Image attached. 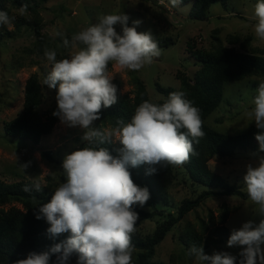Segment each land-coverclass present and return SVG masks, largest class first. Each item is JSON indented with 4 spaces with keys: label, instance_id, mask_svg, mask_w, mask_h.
<instances>
[{
    "label": "clouds",
    "instance_id": "1",
    "mask_svg": "<svg viewBox=\"0 0 264 264\" xmlns=\"http://www.w3.org/2000/svg\"><path fill=\"white\" fill-rule=\"evenodd\" d=\"M170 3L175 7L180 0ZM27 11L28 5L24 4L18 14L23 16ZM14 19L0 10V27L11 30ZM251 20L254 35L264 41V0H257ZM128 21L123 13L104 14L96 24L74 33L71 41L63 39V46L73 50L70 58L57 60L55 50H44L51 71L43 85L56 89L57 107L52 115L67 127L82 129L81 140L89 146L64 155L61 167L66 179L36 215L49 224L50 238L70 235L48 251L30 252L14 264H50L53 254L54 264H69L73 256L76 264H132V236L139 219L134 206L143 207L150 192L133 181L129 169L147 165L150 175L169 165L182 166L194 151L193 142L198 143L205 135L200 109L182 90L169 93L163 103L144 100L127 123L121 118L115 126H94L101 118V109L119 99L110 63L121 70L139 71L161 55L151 31L138 32L141 22L133 21L130 27ZM251 105L245 116L255 122L259 130L255 139L264 152V79L258 82ZM116 142L121 145L118 156L100 146ZM254 156L255 162L245 166L243 183L261 219L259 223L248 220L231 232L227 246L242 248L239 264H264V156ZM22 166L27 168L28 164ZM34 187L41 190L38 183ZM189 254L197 264H236L237 260L228 252L206 255L203 247L196 245L189 248Z\"/></svg>",
    "mask_w": 264,
    "mask_h": 264
},
{
    "label": "rangeland",
    "instance_id": "2",
    "mask_svg": "<svg viewBox=\"0 0 264 264\" xmlns=\"http://www.w3.org/2000/svg\"><path fill=\"white\" fill-rule=\"evenodd\" d=\"M256 3L257 0H228L225 6L217 3L211 7L208 19L204 21L190 18L191 3L180 2L173 7L170 0H30L27 14L23 16L18 14L20 7L10 3L9 15L15 17L13 26L11 30L8 26L0 27V181L6 184L31 181L53 192L66 179L61 167L64 155L89 146L81 140L82 129L67 127L60 120L52 133L44 137L38 146L28 141L8 138L4 134V123L22 111L26 82L32 75L38 76L44 94L40 111L52 113L57 107L56 89L43 85L44 78L51 71V65L46 60L44 51L38 50L35 28L40 29L46 40L48 45L45 48L55 50L59 60L70 58L73 51L63 46V39L71 41L74 33L96 24L101 15L126 14L130 27L133 26V21L139 20L141 23L137 31H151L158 41L161 55L139 71L121 70L112 63L109 71L113 81L121 82L123 95L134 96L135 86L132 80L133 75H137L146 84L150 100L158 102L164 97L157 91V84L164 88L179 89V74H186L193 81L199 70V63L188 54L189 43L202 50H213L218 45L239 50L240 44L231 45L229 41V37L238 36L241 41L250 38L253 48L264 49V41L256 38L251 27ZM116 28L118 32L121 31L119 25ZM57 31L61 33L60 36L55 35ZM260 80L249 78L227 84L222 105L207 119L206 124L227 135H240L255 126V122L246 117L245 112L252 106L251 100ZM256 144L259 147L258 142ZM47 152L52 155L53 161L43 157ZM254 154L264 156L259 148L256 152L236 151L227 159L213 158L208 167L230 185H236L246 192L243 183L245 166L249 162H255ZM24 164H28V167L24 168ZM169 166L171 172L167 169ZM169 166L161 168L168 201H159L157 210L151 206L150 200L143 207L136 205L134 208L137 213L139 210L153 215L151 218H142L138 214L135 234L141 238L151 237L167 219L169 212L177 217L178 209L185 200L195 199L205 190L190 181L183 165ZM223 205L232 209L226 223L230 235L233 229H239L244 222L254 220L259 223L261 219L256 214V206L249 199L243 200L235 196L213 197L187 214L168 233L156 248L155 261L165 264H197L194 257L190 259L185 254L179 236L190 227L198 229L202 221L208 220L209 213L218 217ZM12 207L22 208L18 203H11L2 209L9 210ZM241 250L240 246L228 247L226 243L220 249L213 250L212 254L228 252L236 256Z\"/></svg>",
    "mask_w": 264,
    "mask_h": 264
},
{
    "label": "trees",
    "instance_id": "3",
    "mask_svg": "<svg viewBox=\"0 0 264 264\" xmlns=\"http://www.w3.org/2000/svg\"><path fill=\"white\" fill-rule=\"evenodd\" d=\"M29 2L30 0H0V10L9 13L10 3L13 6L21 7L24 4L29 5ZM180 2L191 3L190 18L192 20L204 21L208 19L213 5L220 3L225 6L228 0H180ZM35 35L38 38V50L42 52L48 44L39 28H35ZM229 41L231 45L240 44V49L218 45L213 50H202L196 49L195 45L189 43L188 54L199 63L200 68L193 81L186 74H179L178 78L181 84L179 89L164 88L157 84V91L164 97L162 101L150 100L146 84L137 75H133L132 80L135 86L133 97L123 95L121 82L113 81L120 91L118 102L111 107L102 108L101 118L94 122V126L101 129L115 126L116 121L121 118L127 123L134 114L135 108L144 100L163 103L169 93L178 90L184 91L186 98L193 101L195 106L200 109L205 135L199 139L198 143L193 142L194 151L183 167L190 181L194 185L204 187L205 190L197 198L185 200L178 209L177 217L169 212L166 216L167 219L151 237L141 238L137 234L132 236V243L135 246L132 264H165L155 261L156 248L187 214L199 208L209 199L223 196L249 199L247 192L236 185H230L208 167L209 161L213 158L227 159L232 157L236 151L256 152L259 148L255 139V134L259 131L256 126L250 127L240 135H227L206 124L207 119L222 105L227 84L249 78L264 79V49L253 48L250 38L241 41L238 36H233L229 37ZM43 99L44 94L39 78L37 75H32L26 82L22 111L15 118L4 123L3 129L6 137L28 141L38 146L44 137L52 133L59 119L52 115L53 112L42 113L40 111ZM100 146L108 148L114 156L119 155L118 149L121 145L118 142ZM43 157L53 161L49 152L44 153ZM147 169V165H141L130 168L129 171L137 185L146 186L149 189L151 206L157 210L159 201L163 203L168 201L164 191L163 175L161 168L150 175L147 174ZM167 169L169 172L172 171L170 166ZM35 184L31 181L13 184L0 181V264H14L16 260L26 258L30 252L48 251L54 244L66 240L70 235L64 233L56 239L48 236L49 224L43 218L37 219L36 215L39 208L50 201L53 192L42 186L41 190L37 191L34 187ZM11 203H18L22 208L2 209ZM148 206H150L149 203ZM231 212L232 209L229 206L223 205L218 217L209 213L208 220L202 221L198 229L190 227L185 233H181L180 243L190 259H193V256L189 254V248L193 245L202 246L206 255H212L213 250L220 249L227 243L230 232L226 223ZM138 214L142 218L153 216L139 210ZM239 253L236 255V264H239ZM55 259L56 255L53 254L50 264H54ZM76 259V256H73L69 264H76Z\"/></svg>",
    "mask_w": 264,
    "mask_h": 264
}]
</instances>
